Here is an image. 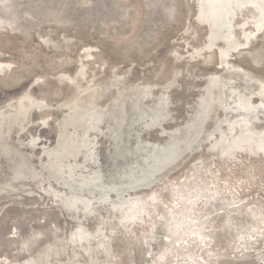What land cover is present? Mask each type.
Wrapping results in <instances>:
<instances>
[{
	"label": "bare ground",
	"instance_id": "6f19581e",
	"mask_svg": "<svg viewBox=\"0 0 264 264\" xmlns=\"http://www.w3.org/2000/svg\"><path fill=\"white\" fill-rule=\"evenodd\" d=\"M192 2L195 6L194 26H197V29L201 27L205 33L202 44H197L183 53L188 64L183 62L186 63L183 64L184 66L176 65L182 56L178 55L176 48L170 49L166 56L168 54L173 63L176 61L175 65L172 61L171 64L168 63L170 59L166 62L168 56L162 55L156 59L158 69L153 68L157 71L150 77H140L139 81H136L137 78L132 75V77L127 76V72L122 74L121 71V74H118L116 72V68L119 72L118 66L112 65L109 58L105 56L98 63L100 64L98 67L100 70L96 69L98 74L92 73L93 71L89 68L88 71L92 75L86 78L88 72L86 64L90 61L93 50L91 47H81L78 56L82 59L76 64L73 76L67 75L63 68L54 71L56 81L52 86L55 85L62 91L61 98L56 100L55 104L53 102L52 121L58 138L56 143L47 147L42 144L43 149L38 154L41 159L35 161L38 165L33 163L29 155L40 144L37 142L35 146L33 143L38 137L36 135L26 137L28 139L23 143L19 140V136H23L22 133L26 132L32 112L41 115L40 118L38 116L37 127L48 128L47 119L53 112L48 110V114L47 111L46 101L50 91L48 81L43 80L45 74L38 76L37 80L32 78L30 82L33 88L36 85L41 88L40 91L38 90V98L32 96L29 90L30 84L29 88L26 86L23 92L22 89L20 90L22 93L19 96L10 99L8 97L6 101L4 98V102L0 104V264H148L156 254V248L164 244L165 240L167 242L168 234L174 232L175 222L171 221V217L178 209L181 208L183 211H181L180 219L185 220L189 215L187 213H192L194 207L192 202L195 199L192 201V197L201 193L204 195V191L211 196H220L224 188L227 189L225 186L221 188V191L215 190L217 187L213 188L214 190L210 189L208 185H212L211 181L208 182L203 175L198 174L195 179L181 186H174L170 188L171 190L169 189L171 183L168 182L167 184H170L168 186L166 184L168 189L153 188L154 190L146 197L136 195L129 200L124 196L127 191L150 186L151 183L144 181L152 176L153 172H165L169 168L167 166L180 160L184 153L197 142L200 143L195 150L201 147L205 139L216 133H218L217 138L210 141L207 146L210 154L208 157L216 155L219 158L228 157L229 160V156H233L240 148L247 149L252 156L256 150L264 149V75L247 71L232 63L233 59L253 52L255 40L264 39V0H192ZM6 24L4 21L0 22V25ZM213 50L217 56L216 71H205V73L198 71L201 72L199 78L201 79L202 76L204 79L201 81L203 83H200L201 91L194 100L196 104L192 111L190 106L188 109L183 104H187L192 95L187 94L188 88L198 86L196 82L193 85V82H190L191 74L195 71L194 64L190 65V62L191 64L194 61L198 64L207 62ZM106 65H109L107 67L109 70L103 71ZM93 68L95 70V67ZM164 68L170 69V76L162 82H156V79V83L153 82L152 78L161 73ZM195 69L196 72L199 70L197 67ZM194 73L193 75H198ZM100 74H102L100 77L97 76ZM117 74L123 79H117ZM180 74L184 76L190 74L188 77L191 79L186 80L187 76L183 79L179 77ZM176 77L180 83L174 82ZM169 82L174 83L168 84ZM179 88L182 89V91L180 89L181 92ZM173 102L182 104L184 118L179 125H173L174 127L168 128V131H163L164 123L174 118L177 110L181 109L180 107L171 108ZM208 104H217L222 113L220 118L216 119L215 116L216 124L213 123L211 130H206V122H202V116L206 114L205 107ZM6 109L8 110L5 112ZM156 127L159 128L158 132L165 133L164 138L157 136L155 138L152 135L150 130ZM229 128H232L231 132L236 129L235 134L230 132V135H226ZM61 133L62 140L59 146L58 140ZM201 137L204 140H200ZM23 145L25 148H22ZM207 160L195 157L191 161V169L187 170L198 172L199 168L206 165ZM253 164L250 162L244 168L248 170L249 166L254 167ZM252 174L256 175V172ZM204 178L206 180H203ZM188 186L192 187L188 189L191 190L189 198L185 199V192L188 190H183V187ZM57 187H61L60 190ZM207 191L210 192L207 193ZM164 198L171 202L168 208H165L164 204L167 202ZM210 199L212 202L217 201L216 197ZM218 202L216 205L219 204ZM47 203L56 204L57 210L55 207V210L47 208ZM18 204L23 207H16ZM237 206L243 205L239 203ZM33 207H39L41 210L34 211ZM101 207L107 210L105 216L100 213ZM114 207L115 209L117 207L118 211H114ZM170 207H173L172 210H169ZM213 207L210 205V208ZM231 207L233 206L229 208ZM235 207L233 208L236 209ZM219 209L217 212L220 211ZM222 210V212H229L228 208ZM262 210L264 211V208ZM65 212H68L67 217ZM208 212L206 214L210 215ZM213 212L216 211L213 210ZM222 212L212 217L210 215V218L203 215L207 218L205 221L201 220L210 226L209 233L215 238L211 237L215 240L216 247H224L229 240L235 241L238 238V233L227 236V227H225L226 230L224 229L235 215L231 216L226 212L221 214ZM243 213L245 214V211ZM244 214L243 216L246 217ZM250 215H247L248 218ZM61 216L64 222L68 220L70 223L66 225V228L62 226ZM188 220L191 219L188 217ZM194 220L197 221L195 218ZM263 222H261L262 225ZM241 223L238 224L241 225ZM116 224L120 225L118 229L115 227ZM175 227H177L175 230L180 231L177 222ZM192 228L191 234L197 232L192 233ZM180 234L177 235L178 238ZM204 236L202 235L203 238ZM250 236H252L251 233ZM182 239L184 244L187 239L186 237ZM179 240L180 238L177 241ZM183 244L182 248L186 247ZM263 244L261 242L260 246L262 247ZM204 246L206 247L207 243ZM244 246L241 247L244 248ZM173 253L171 256L177 252ZM240 255L243 254L240 253ZM168 256L167 254L166 258ZM245 257L249 260L253 259L249 255ZM162 260L157 259L154 264H163L165 261L162 262ZM227 263L233 262H228V259L218 254L207 255L205 259V264ZM166 264L169 263L166 262Z\"/></svg>",
	"mask_w": 264,
	"mask_h": 264
},
{
	"label": "rangeland",
	"instance_id": "374dc122",
	"mask_svg": "<svg viewBox=\"0 0 264 264\" xmlns=\"http://www.w3.org/2000/svg\"><path fill=\"white\" fill-rule=\"evenodd\" d=\"M194 9L195 6L192 0H0V22L4 21L7 23L6 25H0V101H1L0 104L4 102L3 101L4 98L6 101L8 100V97L10 99L13 98L14 96L15 97L19 96L26 89V86H28L29 84H30L29 85L30 88L29 86L28 88L31 94L34 95V98H38V90L40 91L41 88H39L37 85L35 86L36 88L35 87L33 88L30 82L33 79L37 80L39 77L44 76L43 74H45L43 80L46 82L48 81L49 84L48 86L50 91L48 95L49 105L47 104V111L49 110L52 113L54 109L53 105L55 104V101L60 99L62 95V91L60 88H57L55 85L52 86V84L56 81L53 73L54 71L63 68L64 69L63 71L68 73V74L66 73L67 75L73 76L74 70L76 68L75 67L76 64L79 63L80 60L82 59L81 56H78L80 55L81 47H91L93 50L91 53L92 56L89 59L90 61H88V63L86 64V68L87 71L90 68V71H93L92 73L94 74L95 73L98 74L97 70L98 71L100 70L98 68L100 67V64L98 63H100V61H102L105 58V56H107L109 58L110 63L112 62L111 63L112 65H114L115 67L118 66L119 72L117 71L116 68V72L118 74H121L120 73L121 71L122 74H124V72H127V76L129 77L133 76L134 78H137L136 81H139L138 79H140V77L147 78L150 77L153 73H155L158 69L156 59L157 58L159 59V57H161L162 55L166 56V53L169 52L168 50L175 48L177 50V53H179L178 55H180V57L182 56L183 59L180 58L179 62L176 63L175 61L174 63H176V65L181 64L182 66H184L187 63L186 62L187 60L184 58L183 53L187 49L193 48V46H196L197 44L199 45L200 43L202 44L204 40V38L202 37H204L205 31L201 29V27H198L197 29V26H194L195 25L193 22V15L195 13ZM188 26H192L193 29L192 28L187 29ZM254 43L255 44L253 47L255 48L252 47L253 52H248L247 54H244L236 58L235 60L233 59L232 63H235L241 68L251 71L253 73L264 75V39H257L255 40ZM168 54H167L168 56L167 61L170 59ZM171 61L172 58L168 63L171 64ZM216 62H217V56L215 54V50H213V52L211 53V57L207 62L198 64L197 62L194 61L192 62V64L190 62V65L194 64L193 66L195 70V71L193 70L194 72H196L195 69L196 67L199 69L197 70L196 73L193 72L194 74L201 75V72L205 73V71H209V72L216 71ZM174 63L172 61L173 65H175ZM128 64L130 65L132 64V65L130 66ZM190 65L188 66L190 67ZM93 67H95V70H93L94 69ZM107 67H109V65H106V67L103 68V71L104 70L108 71L109 69ZM155 67H157L156 70L153 69ZM90 71H88L89 73L88 72L86 73L87 74L86 78H89L92 75ZM47 72L49 74H46ZM193 73L191 74L192 80H190V82H193L192 85L196 82L198 86L195 85L194 88L193 86H191L187 90L188 91L187 94H192L191 97L189 98V102H191L192 104H194V100L197 99V96L200 93L199 91H201V84L203 83L201 81H203L204 79L202 76L200 79L199 78L200 75L199 76L193 75ZM118 74L116 75L117 79L122 80L123 77H121ZM181 74L179 75V77L184 79L187 76L186 80L191 79L190 77H188L190 74H186V76H184V74L183 75ZM48 75L51 78L48 77ZM101 75L102 74L97 76L100 77ZM169 76H170V69L164 68L162 69L161 73H159L156 76L157 78L153 77L152 79H154L153 82H155V79L156 82H162ZM86 80H90V79H86ZM38 82H41V80H38ZM195 87H199V88H195ZM180 89L181 88H179L178 90L180 91ZM184 105L185 107H188V109H190L189 108L190 105L188 104H184ZM171 106H172L171 108L174 107L179 108L182 106V104L180 103L177 104L173 102ZM53 114L54 112L52 114H49L52 116V118L51 116H49L50 118L48 117L47 122L48 121L49 123L52 122ZM176 114L177 112L175 113V115ZM175 115L174 118L164 123V126L167 127V129L179 125L182 122L184 118V114L181 116L180 115L175 116ZM38 116L39 118L41 117V115L38 113L36 114L34 112L31 113L30 124L26 128L27 130L25 129L26 132L22 133L23 136H19V140H21V142L23 143H25L26 139H28L26 137H31L34 135H36V137H39V132L43 133L42 136H45L47 138L48 140L47 143L40 141L39 142L40 144L37 145L39 147H36L29 154L30 157H32L31 159L33 160L34 164L37 159L38 160L41 159V156L40 155L38 156V154L40 150L43 149V145L47 147L50 144H53L51 143V139L53 138V134H54L53 126H50L42 131L39 130V128L37 127V122L39 120ZM221 116L222 113L219 111L218 114L216 115V119L220 118ZM213 123L214 122L206 123L205 124L206 130L207 129L211 130ZM157 129L159 128L158 127L153 128L152 130L154 131L150 130V132L153 133L152 135L157 136L158 138H164L166 136L165 133H160L157 131ZM231 129L229 128L227 133L225 132L224 133L226 135H230ZM163 131H168V130H163ZM235 131L236 129L232 130L231 133L235 134L234 133ZM217 135L218 133L213 134V136L208 139H205L201 147L198 150L196 149L195 152L182 164V166L178 167L163 180L160 181L157 180V182L155 181L151 183L150 186L146 188H138L133 191H127L124 194V196L129 200L131 198H134V196L136 195L140 197H146L148 196L149 193H151L152 190L156 188L168 189V187H166L167 182L171 183V185L167 184V186L170 185L169 187L170 189L173 188L174 186L175 187L181 186L182 184L188 182L191 179L192 180L195 179L198 174L203 175L208 180V182L211 181L210 183H212V185L214 183L215 184L217 183L216 185L218 186H216L215 184L213 186L209 184L208 186L210 189L217 187V189L215 190L221 191V188L223 186H225L227 189L225 190L224 188L222 195L220 196L213 195L214 196L213 197L210 194H206L204 191L205 197L203 193H201L203 196H200L201 194H199L196 197H192L191 198L192 201L195 199L194 202H192L194 207L193 210L191 211L192 213H187L189 215L186 216L185 220L180 219V216L182 215L181 213L182 209L181 208L178 209V211H176V213L172 215L171 221L175 222V223L173 222L175 226L177 222L178 229L180 228L179 230L181 232L175 230L177 227L174 226L173 228L174 232L168 234L167 242L165 240V243L163 242L164 244L156 248L157 250V251L155 250L156 254L153 256V258L149 260V263L154 264V261H156L157 259L158 260L163 259L162 262L165 261L163 262V264H166V262H168L169 264H197V263L202 264L204 262L203 264H205V259L207 258V255L213 256L215 254H218L228 259V262H233L227 264H259V262L260 264H264V244L262 245V247L260 246L261 242L264 243V235H263L264 211L262 210V208H264V165H263L264 149L256 150V153L258 154L255 153L252 156L247 149L240 148V150L238 149V151L235 152L237 156H235V154L233 156H229L230 158L229 160L227 159L228 157L219 158L216 155L208 157L210 156V154L207 151V146L210 143V141H214L217 138ZM243 146L245 147V145ZM22 148H25V146L23 145ZM195 157L196 158L202 157L208 159L207 163L205 166L203 165L201 168H199L198 172L197 171L194 172L193 170L188 171L187 169H191V161L195 159ZM250 162L252 164L254 163L253 164L254 167L249 166L248 170L245 169L244 167L248 166ZM35 165L38 164L36 163ZM252 172L253 173L256 172V175L252 174ZM205 178L203 180H206ZM208 182L206 183L208 184ZM203 184L207 185L205 183ZM157 185L159 186L157 187ZM191 187L192 186L183 187V190L185 189L188 190ZM58 188L60 190L61 187H57V189ZM14 191L17 193V190L14 189ZM190 191L191 190L185 192L186 195L185 199L189 198ZM209 192L210 191H207V193ZM228 192H230L231 194ZM186 193L188 194V197ZM229 195L232 196L229 197ZM209 196L210 198L213 199L216 197L217 201L212 202L211 201L212 199H210ZM182 197H184V195H182ZM218 198H220V200ZM221 198L223 200H221ZM233 199L235 201L232 202L231 200ZM240 199H242L241 202ZM224 200L226 202H224ZM227 200L230 201L229 203L232 204H229ZM164 201L167 202V204H164L166 207L165 206L164 207L168 208V206L171 204L170 200L164 198ZM217 202L219 204L216 205ZM234 202H236L238 205L240 203V205L243 206L245 205V206L244 207L240 206L242 207L240 208ZM223 203L229 206L228 207L227 205L224 206ZM209 204L211 205V207L213 206L214 207L210 208ZM235 205L237 207H235ZM230 206H233L236 209H234L233 207L229 208ZM16 207H23V205L18 204ZM46 207L55 210L56 204L47 203ZM173 207H170L169 210H172ZM206 207L207 209H205ZM225 208L226 209L228 208L229 212L232 210L230 213L228 211H225L226 213H228L231 216H233V214L235 215L233 216L234 218L232 217L230 219L231 221H229L224 226V229L225 227H227L226 228L227 230L225 229L227 231V236H231L235 233H238V238L237 240H235L237 242L232 240L235 242L234 243L231 240H229L227 245L224 246L225 249L227 248L226 250L224 249V247H216L215 240H212V238L213 239L215 238L211 233H209L210 226L201 221V220L205 221L207 217L210 218L213 215H217L218 213L220 214V212L223 211L222 209L226 210ZM253 208H255L254 211H252ZM32 209H34V211L41 210V208L39 207H33ZM199 209L200 210L202 209L201 210L202 212L199 211ZM210 209H213L216 212H213V210ZM218 209L220 211L217 212ZM115 210L118 211L117 207L116 209L114 207V211ZM206 210H208L209 212ZM193 211L196 212L198 215H195ZM244 211L245 214L243 213ZM207 212L210 213L211 216L209 214H206ZM225 212H222L221 214H224ZM67 213L65 212L66 217L68 216ZM100 213L103 214V216H105L107 214L106 208L101 207ZM243 214L246 217H244ZM247 215H250L251 217L249 216L248 218ZM197 216L199 217V219L200 218L202 219L199 220ZM188 217L189 219H191L190 221L188 220ZM237 217L239 218L241 217L242 221H240L241 218L240 219L238 218L239 219L238 220ZM194 218L197 219V221L194 220ZM247 218L248 221L245 222V219L247 220ZM62 219L63 216H61L62 226L63 228H66V225L70 223L68 220L64 222V220ZM180 221L182 222V224ZM260 221L263 222V225ZM178 222L180 224H178ZM240 222H242L241 225L238 224ZM199 223L201 225H199ZM232 224L233 226L230 227V225ZM184 225H186V227ZM119 226H120L119 224L115 225L117 229L119 228ZM191 228L193 229L192 233L193 231L194 232L197 231L198 234L197 232L194 233L195 235L191 234L190 233ZM205 228L206 230L204 231ZM231 229L233 231H231ZM184 230L185 231L188 230V232L185 233ZM201 232L203 233L205 232L207 234L205 235ZM178 233L179 234L182 233L179 236L180 238L179 242L177 241L179 239L177 237V235H179ZM250 233L253 237L250 236ZM199 235L200 238L202 239L199 238ZM202 235L206 236V237L204 236L205 239L202 237ZM259 236L261 237V239ZM183 237H186L187 239V241L186 240L184 241V244L188 242L187 245L185 244L186 247L184 248H182ZM192 239L194 240L192 241ZM208 239L210 240L209 242ZM169 240L170 241L172 240V242H170ZM206 243L207 246L205 247L204 245H206ZM236 243H238L240 246H238V244L236 245ZM243 245H245L244 248L241 247ZM247 245H249V247H247ZM187 250L188 252H185ZM221 250H223V252ZM226 251H229L227 252L229 254H227ZM170 252L171 253L175 252L176 254L173 253L175 255L171 256ZM166 253L169 255L168 257H173L172 259L169 258L171 262L168 259V257L166 258L167 256ZM179 253L180 255H178ZM240 253L243 255H240ZM246 255L251 256L253 259L252 260L246 259L245 257ZM177 257L183 259L180 260Z\"/></svg>",
	"mask_w": 264,
	"mask_h": 264
},
{
	"label": "water",
	"instance_id": "95a60500",
	"mask_svg": "<svg viewBox=\"0 0 264 264\" xmlns=\"http://www.w3.org/2000/svg\"><path fill=\"white\" fill-rule=\"evenodd\" d=\"M166 57V56H165ZM166 62H167V60H166ZM179 69V68H178ZM248 71V70H247ZM173 77V76H172ZM171 77V79H174V78H172ZM174 82H178L177 81V77L175 78V81ZM174 82H169L168 84H170V83H174ZM178 83H180V82H178ZM33 97H34V95H32ZM188 102V101H187ZM46 103L48 104V100L46 101ZM183 104H186V103H183ZM188 105H190V108L192 109V111L194 110V105L196 104L195 102H194V104H192L191 102H188L187 103ZM193 106V107H192ZM53 108H54V106H53ZM181 109H179V110H177V116H181V115H183L184 114V111L182 110V107H180ZM205 109H206V114H204L202 117H203V121L202 122H206V123H208V122H213L214 120H215V116L218 114V112L220 111V109L217 107V104H208L207 105V107H205ZM8 109H6L5 110V112L7 111ZM54 110V109H53ZM53 118H54V114H53ZM177 118V117H176ZM66 120H68V118H66ZM216 121H214V124H216L215 123ZM53 124H54V122L52 121L51 123H49V121H48V123H47V125H48V127H50V126H53ZM62 123H60V126H61V128H62V125H61ZM170 129V128H169ZM169 129H167V127H165V126H163V130H169ZM39 130L40 131H42V130H44V129H42V128H40L39 127ZM43 135V133H41V132H39V137H38V139L35 141V142H33V143H35L34 145L36 146V143L37 142H40V141H43V142H45V143H47L48 142V140H47V138L45 137V136H42ZM61 136H59V146H61V140H62V133L60 134ZM58 138V134L56 133V132H54V134H53V138L51 139V143H56V139ZM155 138H156V136H155ZM200 140H204V138L203 137H201V139ZM200 142H197V144L195 145V146H192L191 147V149L188 151V152H185L184 153V155L180 158V160H178V161H176V162H174V164H168L169 166H167V167H169L168 168V170H166L165 172H159V171H155V172H153V174H152V176H149L144 182L145 183H153V182H157V180H161L162 178H165V177H167L169 174H171L173 171H174V169H176V168H178V167H180V166H182V164L195 152V148L197 147V145L199 144ZM37 147H39V146H37ZM230 150H232V149H230ZM161 168H162V166H161ZM38 196H41L40 194H38ZM64 209H66V208H64ZM85 240V239H84Z\"/></svg>",
	"mask_w": 264,
	"mask_h": 264
},
{
	"label": "trees",
	"instance_id": "16d2710c",
	"mask_svg": "<svg viewBox=\"0 0 264 264\" xmlns=\"http://www.w3.org/2000/svg\"><path fill=\"white\" fill-rule=\"evenodd\" d=\"M151 5H154V4H151Z\"/></svg>",
	"mask_w": 264,
	"mask_h": 264
}]
</instances>
